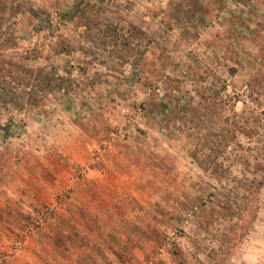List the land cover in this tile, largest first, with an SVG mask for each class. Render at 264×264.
<instances>
[{
  "label": "rangeland",
  "instance_id": "obj_1",
  "mask_svg": "<svg viewBox=\"0 0 264 264\" xmlns=\"http://www.w3.org/2000/svg\"><path fill=\"white\" fill-rule=\"evenodd\" d=\"M82 244L264 264V0H0V264Z\"/></svg>",
  "mask_w": 264,
  "mask_h": 264
},
{
  "label": "crops",
  "instance_id": "obj_2",
  "mask_svg": "<svg viewBox=\"0 0 264 264\" xmlns=\"http://www.w3.org/2000/svg\"><path fill=\"white\" fill-rule=\"evenodd\" d=\"M36 185H49L48 184V182H45V181H38L37 183H36ZM46 190H48L47 188H46ZM76 204L74 205L75 207L74 208H72L68 213H70V214H73V215H81L82 217L83 216H85L84 214H86V212H85V210L83 209V207H82V205H83V203H82V200L81 201H77V199H76ZM79 202V203H78ZM80 204V205H79ZM74 209V210H73ZM78 210V211H77ZM96 207H94V208H92V210H91V213L92 214H95V217H96V214L97 213H95L96 212ZM95 217L94 218H92L90 221H88V222H92L94 225H95V222H98L97 221V217H96V219H95ZM88 218V217H87ZM89 219V218H88ZM71 226V225H70ZM72 227V226H71ZM97 227V226H96ZM88 231H91V230H88ZM97 232L98 231H95L94 229L92 230V237H98L96 234H97ZM72 234H73V232H72ZM88 245V244H87ZM79 248H80V250H82L80 253L82 254L81 255V260H82V262L81 263H84V264H91V262L94 260V264H102V262H101V259H99L98 257H99V255H98V253H97V249H95V252H93V249L91 250V252L89 253V251H83L84 250V248H86V246L85 245H80L79 246ZM79 248L78 247H76V249L77 250H79ZM106 250V252H107V254L108 255H111V248H106L105 249ZM93 255L92 257H91V255ZM70 264H77V260L76 259H71V261H70Z\"/></svg>",
  "mask_w": 264,
  "mask_h": 264
},
{
  "label": "trees",
  "instance_id": "obj_3",
  "mask_svg": "<svg viewBox=\"0 0 264 264\" xmlns=\"http://www.w3.org/2000/svg\"><path fill=\"white\" fill-rule=\"evenodd\" d=\"M138 27H136V29H137Z\"/></svg>",
  "mask_w": 264,
  "mask_h": 264
}]
</instances>
